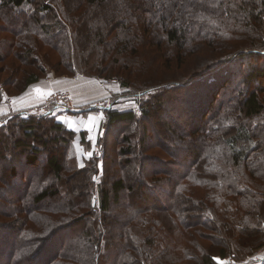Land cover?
I'll return each instance as SVG.
<instances>
[{
    "label": "trees",
    "instance_id": "trees-1",
    "mask_svg": "<svg viewBox=\"0 0 264 264\" xmlns=\"http://www.w3.org/2000/svg\"><path fill=\"white\" fill-rule=\"evenodd\" d=\"M73 47L85 76L145 97L105 110L82 167L77 133L53 109L0 119V264H218L263 248L264 0H0V103L48 76V50L73 73ZM197 52L211 66L182 82L144 75ZM182 89L194 101L164 102ZM165 129L167 144L150 136Z\"/></svg>",
    "mask_w": 264,
    "mask_h": 264
},
{
    "label": "rangeland",
    "instance_id": "rangeland-1",
    "mask_svg": "<svg viewBox=\"0 0 264 264\" xmlns=\"http://www.w3.org/2000/svg\"><path fill=\"white\" fill-rule=\"evenodd\" d=\"M64 20H66V19H64ZM71 52H72V54H71L70 63L72 65V70H74V71H72L74 74L71 72H68V70H63V71H66V72H63L62 71L63 68L58 72L56 69L57 66H55V68L53 67V65H56L55 63L58 62V60L60 61V60L66 58L65 52H63L65 55H61L62 53H60V52L58 53L55 51L48 50V54L51 56V58H50V65L51 66H49L51 69L48 67V76L41 81L49 80V81H55L56 82V80H57L59 82L61 80H69L70 81V80H77L78 79L77 82L79 83V86L82 87V88H80V90H89L90 95H91L90 100L91 99L92 100L89 102L90 104H88V106L90 105L93 108H95V110L92 111L91 113L96 114L97 117H99V115L102 117L101 123H103V120L105 117V110L107 108L111 107L113 103H115L114 104L115 108H131L132 107V108L138 109V103H137L138 99L145 97V95L142 94L144 92L143 90H139L135 93H128V92H124V90L120 87L119 82L113 78H111V79L100 78L99 79L98 77L85 76L82 73V63H81L82 60L79 59L77 49H75L73 47L71 49ZM195 56L197 57L195 62L191 61L189 64L185 65L184 67H181L180 69H175V70L173 69L172 71H169V72H163L162 70H159V69H157L156 66H154V67H151L150 68L151 70L147 74H144V75H146L145 77L149 76V79H158L159 81H161L162 79L164 80V79L168 78L173 82H176V81L182 82V81H184L185 78H189V77L193 76L195 73L200 72L202 70L204 71L208 67L211 66V63L209 60L211 54H203V53L197 52V53H195ZM32 58H33V56H30L29 60H31ZM43 63L44 62H40V64H43ZM2 65L3 64H0V69H1ZM32 69H35V68H32ZM144 75L141 77L145 78ZM3 76H5V74H3ZM209 77H210V75H209ZM205 85H206V83H205ZM205 85L203 83L202 85L197 86L196 89H199V91H203L206 88ZM84 87H85V89H83ZM59 89L63 90V88H59ZM56 90H58V89H56ZM64 90H66V89H64ZM67 91L73 97V93L69 90H67ZM193 91H195V90L193 89ZM187 94H190V99H192V101H194L193 95H191V94H193L192 91L191 90H184V89H182L180 91L179 90L178 91L173 90V91L166 93V96L163 97V100H164V102L165 101L167 102L169 97H176L177 99H181V98L187 96ZM92 96H94V97L92 98ZM7 98H10V97L7 95L3 96L1 104ZM200 98L202 99V97H200ZM72 101H73V99H72ZM6 103H9V102H6ZM95 105H97V106H95ZM88 106H86V107H88ZM164 107H165L164 109L167 112H170L171 116L173 115V117L180 114L179 108H177L175 105H170L168 103V105H165ZM51 109L54 110V112H53L54 114H58L60 116V117H58L59 118L58 120L65 121L68 124V126L77 133L76 137H75V144H76L75 148H74L75 154H77V155L79 154L78 155V161L80 163V166L81 167L84 166V164H85L84 160L92 157L98 150L96 143H95V147H94L93 151L92 150L86 151V154L82 153V152H84V150H83L82 146L80 145V141H81L80 131L84 130L83 128H84V123H85L86 117L85 118H82V116L72 117V116H69L68 114H66L65 110L58 109V108H51ZM17 112H19V111H15V113H17ZM91 113L89 112V114H91ZM153 113H155L154 118H152V121L154 123L155 122H161L162 123L166 120L164 118V110L160 111L158 113H156V111L153 110ZM89 114H87V116ZM65 116L67 118L73 119L71 126L69 125L66 118H64ZM183 116L185 119H186V116L191 117L190 113L189 114L187 113V115L184 113ZM101 127H102V125H101ZM149 133H150V136H152L154 134V138H157L158 141H161L164 144L169 143L170 139H173L171 137V133H169V131L167 129H165L164 131L162 130L160 132H155V133L153 131L152 132L149 131ZM109 139L112 143H110V150L108 151V153L112 157H115L117 150L115 149L116 147H114V144H115L114 140L116 138L111 136ZM91 142H92V140H91ZM172 142H175V141L173 140ZM153 151H159V149H156V150L154 149ZM43 155H44V153H43ZM112 157H110V158H112ZM175 164H178V163L176 162ZM173 167H176V166L172 165L171 168L173 169ZM97 180H98V178H97ZM66 184L67 183L65 182V180L59 181V187H60L61 193L63 195L65 194V192H67L68 188L70 189V191H72V189H73L72 185L74 184V182L73 183L70 182L68 186ZM0 240H2L1 237H0ZM248 259L245 262H237V261H235V262H236V264H254L255 261L248 260ZM217 262H218V264H222V259H219L217 257Z\"/></svg>",
    "mask_w": 264,
    "mask_h": 264
},
{
    "label": "crops",
    "instance_id": "crops-1",
    "mask_svg": "<svg viewBox=\"0 0 264 264\" xmlns=\"http://www.w3.org/2000/svg\"><path fill=\"white\" fill-rule=\"evenodd\" d=\"M78 80V79H77ZM77 80H61V81H49L44 80L40 81L32 86H30L23 94L13 97V98H7L3 101V103H0V111H2L4 114H0V119L2 117H6L11 115L12 113H15V111H28V109L32 108L33 106L37 105L38 103L42 102L46 97L44 96L41 98L40 94L37 93L35 90L39 89L40 93H52L56 89L62 90L59 88H63L73 93V110L74 111H82L87 110L88 108H93L92 106H88L90 104L89 102L91 95L89 90H80L79 83ZM85 89V87L83 88ZM94 96H92L93 98ZM13 101H16L15 104H13ZM9 102V103H6ZM88 106V107H86ZM88 121H93L92 124H89ZM102 117L99 115V117L96 116V114L91 113L85 118L84 123V130L89 134L88 140H92V151L95 147V143L97 141V138L101 132V125H102ZM89 128L93 129L92 131H89ZM254 264H260L257 262H254Z\"/></svg>",
    "mask_w": 264,
    "mask_h": 264
},
{
    "label": "built area",
    "instance_id": "built-area-1",
    "mask_svg": "<svg viewBox=\"0 0 264 264\" xmlns=\"http://www.w3.org/2000/svg\"><path fill=\"white\" fill-rule=\"evenodd\" d=\"M52 107L62 110L73 111V101L71 94L66 90H55L45 100L33 106L32 108L28 109L29 112L28 111L25 112L42 114L49 112ZM64 118H66L69 125L71 126L73 119L67 118L66 116ZM248 260H253L257 263L264 261V247L255 251L249 257ZM222 264H236V262L233 258H228L222 260Z\"/></svg>",
    "mask_w": 264,
    "mask_h": 264
},
{
    "label": "snow or ice",
    "instance_id": "snow-or-ice-1",
    "mask_svg": "<svg viewBox=\"0 0 264 264\" xmlns=\"http://www.w3.org/2000/svg\"><path fill=\"white\" fill-rule=\"evenodd\" d=\"M37 93H39L40 94V96H41V98H43L44 96H48V95H51L52 93H50V92H48V93H40V90L39 89H37V90H35ZM16 103V101H13V104H15ZM0 114H4L2 111H0ZM88 123L89 124H92L93 123V121H88ZM93 129H91V128H89V131H92Z\"/></svg>",
    "mask_w": 264,
    "mask_h": 264
}]
</instances>
